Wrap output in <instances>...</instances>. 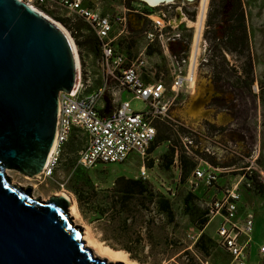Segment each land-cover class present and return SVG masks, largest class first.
<instances>
[{"label": "rangeland", "instance_id": "rangeland-1", "mask_svg": "<svg viewBox=\"0 0 264 264\" xmlns=\"http://www.w3.org/2000/svg\"><path fill=\"white\" fill-rule=\"evenodd\" d=\"M130 1L126 0V5L129 6ZM98 2L105 13L112 14L114 10L119 11L123 0ZM231 3V0H208L197 55L195 47L198 27L192 21L198 22L201 19L202 16H198L204 7L203 0H175L153 8L156 11L161 9L166 15L162 30L154 27L153 17L161 19L157 14H152V19L145 17L143 20L138 17L137 29L131 31L127 43L122 47L129 57H136L144 52L143 56L147 59L148 65H152L157 73L163 72L162 78L167 87L166 99L171 102L172 118L167 120L173 123L174 133L177 134V130L182 135L185 145L193 148V151L188 148L187 153L194 157L197 165L206 171L211 169L215 171V180L210 183H206L205 180L198 181L197 185H191L188 179L182 181L181 169L163 159V155L168 151L169 141H161L150 152V156L145 160L148 174V178L145 179L139 176V168L143 163L135 153L130 154L122 163L98 164L94 168L81 169L75 166V158L78 151L86 145V135L76 131L65 144L60 164L55 169L52 179L43 181L36 176L27 179L25 175L15 170H7L11 181L25 187L31 186L33 196L40 198H49L56 192L66 189L77 199L75 191L83 195L93 190L96 193L95 203H103L106 202V193L113 189L116 177L125 175L140 178L156 192L169 198L176 221V224H166L163 216L153 212H146L147 216L141 218L147 220L148 217H154L155 235L161 239L165 236L170 243H174L163 255L166 260L162 255L149 253L145 222H142V243L145 246L142 256L147 258L148 264H153L151 261L160 262L159 264H231V255L215 241L216 228L220 221L218 216L208 222L203 230L209 239L207 241V245L210 246L209 255H203L194 246L202 233L197 221L201 217L210 218L207 213L211 205L222 198L227 189L237 186L241 194L237 212V219L240 221H243L248 211L253 213L254 218L258 211H264V195L258 193L254 182L248 186L243 175L245 171L256 176L264 185V29H258V22L264 24V0H259L258 7L254 5L255 8L248 9L249 19H253L254 27L253 29L248 27L249 48L243 52L242 49L236 48L237 35L234 34L233 41L229 42L224 33V26L230 23L225 13L231 8ZM253 3V0H249L251 6ZM51 16L66 27L71 21L81 23L79 16L74 13L67 14L66 11H54V15ZM233 23L235 24V21ZM146 30L153 32L156 41L159 40L158 46L147 47L149 52L144 49L148 42ZM79 55L84 75L91 77L93 86H99L103 70L98 51L88 55L79 50ZM183 57L184 59L180 61ZM195 58H197L195 79L205 83L204 92L197 98L195 104L202 105L206 113L200 120L193 122L183 117L180 112V108L190 97L189 85L182 88L174 100L171 85L176 75H188L190 71L193 72ZM249 59L252 62L251 73ZM131 96L132 94L127 91L121 95L123 98ZM114 99L112 94L109 95L108 106L115 104ZM131 106L135 110H142L146 104L141 99L132 98ZM185 137H188V140ZM174 139L176 141L175 137ZM188 191L196 195L188 203L189 212L184 209L183 201ZM77 203L82 218L91 225L96 238L106 245L127 241L125 238L104 240L103 234L109 237L118 234L113 230L116 229L114 228L116 222L109 224L107 219L94 222L98 216L96 210L84 203L81 205L78 199ZM191 213L195 216L192 217ZM136 230L137 224L131 231L132 235H135ZM247 239L250 240L245 248L247 264H264V255L258 253V247L264 241V219L261 213L255 219L250 237L244 235L240 237L242 242H246Z\"/></svg>", "mask_w": 264, "mask_h": 264}, {"label": "water", "instance_id": "water-1", "mask_svg": "<svg viewBox=\"0 0 264 264\" xmlns=\"http://www.w3.org/2000/svg\"><path fill=\"white\" fill-rule=\"evenodd\" d=\"M32 6L0 0V264H114L85 246L69 199L34 197L31 186L13 183L7 173L34 177L43 170L59 94L77 80L71 41Z\"/></svg>", "mask_w": 264, "mask_h": 264}, {"label": "built area", "instance_id": "built-area-1", "mask_svg": "<svg viewBox=\"0 0 264 264\" xmlns=\"http://www.w3.org/2000/svg\"><path fill=\"white\" fill-rule=\"evenodd\" d=\"M23 1L49 15H54V11H66L67 14L74 13L82 18L98 39V54L103 70L101 84L93 86L91 77L84 75L81 66H78L77 87L71 92H60L54 143L43 170L36 177L43 181L53 178L65 144L72 134L81 131L86 135V145L78 151L76 167L84 169L94 168L98 164L122 163L130 154L135 153L143 163L139 168V176L148 178L145 160L150 156L148 148L157 135L155 121L172 118L171 102L166 99L167 87L162 78L163 72L157 73L152 65H148L147 59L143 56L144 52L136 57H129L122 47L127 43L131 31L137 29L138 17L143 20L145 17L150 18L152 13L146 12L155 7L140 0L137 2L131 0L128 6L126 0H123L119 11L114 10L111 14L103 11L98 0ZM153 13H157L162 19L160 23L151 18L154 27L162 30L165 13L161 9L154 10ZM67 28L76 42V31L69 25ZM145 32L148 42L144 49L146 50L149 45L158 46L159 40L156 41L153 32L147 30ZM183 59L184 57L180 61ZM196 62L197 58L193 72L197 69ZM189 74H179L174 78L171 85L174 92L173 100L177 98L182 88L188 86ZM255 88L257 89V85ZM124 91L132 94L131 98L121 97ZM111 94L116 101L110 107L107 98ZM132 98L143 100L146 104L145 109L135 110L131 106ZM185 138L188 140V137ZM172 164L181 169L177 150ZM243 175L246 177V184L251 186L252 175ZM215 178L213 169L206 171L197 165L188 181L191 185H197L198 181L205 180L206 183H210ZM240 200L241 194L237 186H234L227 189L224 196L216 200L207 213L210 217L208 222L214 217L220 218L215 241L231 255V264H247L245 248L250 240L242 242L240 237L242 235L250 237L254 229L252 212H246L243 221L237 219ZM258 253L264 255V241L258 247Z\"/></svg>", "mask_w": 264, "mask_h": 264}, {"label": "trees", "instance_id": "trees-1", "mask_svg": "<svg viewBox=\"0 0 264 264\" xmlns=\"http://www.w3.org/2000/svg\"><path fill=\"white\" fill-rule=\"evenodd\" d=\"M231 1V8L225 13L228 16L227 21H230V23L224 26V33L229 42L233 41L234 34H236V38L238 41V46L236 48L242 49L241 52H243L249 48V34L244 0ZM153 12L154 10H148L146 13L151 14ZM234 21L235 24L233 23ZM237 32H239L240 35ZM90 43L91 50L97 52L98 40L93 37ZM149 51L150 50L147 49V52ZM248 65L249 72L251 73V59H249ZM155 125L157 127V135L153 143H151V145L149 146L148 152H152L161 141H169L170 145L168 151L163 155V159H167L168 163L172 164L175 151L177 150L181 167V180L187 181L197 165V161L194 159V157L187 153L188 148L190 150H192L193 148L190 145V147H186L182 135L179 133V131L176 130L177 134L174 133L173 123L171 121L157 119L155 121ZM174 137L176 138V141ZM243 174L249 176V174L245 171ZM252 179L258 193L264 195V185L259 182L256 176H252ZM75 194L77 195L78 202L81 205L82 203H84L86 206L92 207L96 210L98 216L93 220L94 222H99L101 221V219H107V222L109 224L116 222V225L114 227L116 229L113 230L118 232V234L115 233L114 235H112V237L103 234L102 238L104 240L109 238L127 239V241L122 243H108V246L116 250H123L127 252L130 258L137 260L140 263H147V258H143L142 256V252L145 249V246L142 243L143 235L141 234V231L139 229V226L141 228L142 222H145V232L149 242V253L153 255H155L154 253H156L157 255L163 256L166 251L174 245V243H170V240H168L167 237L164 236V238L161 239L160 237L155 235L154 229L156 228V222L154 217H148L147 220H141V217L143 218V216H141V213L153 212L155 214L163 216L165 218L166 224H176L175 214L169 198L162 193L156 192L146 181L140 178L126 177L125 175L116 177L114 180V187L111 191L106 193V202L103 203H95L94 199L96 197V193L93 190H91L90 192H85L83 193V195L75 191ZM195 197L196 195L192 191H188L184 196V209L187 212H189L188 203ZM191 216L193 217L195 216V214L191 213ZM208 221L209 218L207 217H201L197 221V226L200 230H202V233L198 236L197 240L194 243L195 248L199 249L200 253L205 256H208L210 251V246L207 245V241L209 239L206 237L205 233H203V230L206 227ZM136 224L137 230L134 233L135 235H132L133 233L131 231ZM187 254H189V251L187 252ZM163 258L165 257L163 256ZM151 262L153 264L160 263L155 261Z\"/></svg>", "mask_w": 264, "mask_h": 264}, {"label": "bare ground", "instance_id": "bare-ground-1", "mask_svg": "<svg viewBox=\"0 0 264 264\" xmlns=\"http://www.w3.org/2000/svg\"><path fill=\"white\" fill-rule=\"evenodd\" d=\"M140 1H143L150 6L157 7V6H160L161 4L173 2L175 0H140ZM190 1H192V0H190ZM207 3H208V0H203V6L204 7H203V9L200 10V13L198 16V17L202 16L201 19L198 22L192 21V23L196 24L198 27L197 39H196L197 45H196V47L194 46L197 49L195 55L198 54L199 38H200L201 32H202V26H203V21H204L203 18L205 17V13H206V9H207ZM32 7L36 11H39L41 14L45 15L46 17L51 19L54 23L59 25V27L65 32V34L67 35V37L71 41L73 48L75 50L77 66L80 67L81 62H80L79 50H78V47H77L76 42L74 40V37L71 34V32L69 31V29L65 25H63V23L56 20L51 15L47 14L46 12L42 11L41 9L36 8L34 6H32ZM155 21H158V20H155ZM195 37H196V35H195ZM195 76H196V70H195V72H192L191 75H189L187 77L188 85L191 89V94H190V97H189L188 101L186 102V104H184V106L180 108V110H181L180 112H182L183 117L185 116L189 121H193V122L200 120V118L203 115H205V113H206V110L202 105H196L195 104V101L197 100V98L204 92V85L203 84H205L202 81H196ZM78 83H79V78L76 80L74 87H77ZM25 178L30 179L29 176H25ZM54 195H63L67 199H69V201H70V203H69V214H70L71 218L73 219V222L75 223V225H78L82 228V230H83L82 239L84 240L85 246L89 247L93 251L95 257L106 258L108 260V262H111L114 264H117L119 262H122L125 264H148V263H140L137 260L130 258L127 252H125L123 250L113 249L110 246L104 244L103 241L96 238V236L93 235L91 225L89 223L85 222L81 216L80 210L78 208L77 199L68 190L62 189V190L56 192ZM43 199L46 200L48 198L44 197Z\"/></svg>", "mask_w": 264, "mask_h": 264}, {"label": "crops", "instance_id": "crops-1", "mask_svg": "<svg viewBox=\"0 0 264 264\" xmlns=\"http://www.w3.org/2000/svg\"><path fill=\"white\" fill-rule=\"evenodd\" d=\"M253 1H254L253 6H251L249 4V0H244V6H245V10H246L247 17H248V27L250 29H253L254 22H253V19H249L248 9H250L251 7L255 8L254 5H256L258 7L259 0H253ZM253 8H251V9H253ZM152 14H157V13H152ZM151 15H150V18H151ZM134 17H135V14H134ZM153 18L155 20H158L160 23L162 22V20L160 18H158V17H153ZM79 20H81V23L82 24L81 23H78V22L77 23H71L72 22L71 21L68 25L70 27H72L73 30L76 31V33H75L76 43H77V45L79 47L80 52L83 53V54L90 55V53H92V52L94 53V51L91 50V48H90L91 47L90 41L93 39V37H95L96 39H97V37L94 34V32L90 29V27L88 26V24L82 18L79 17ZM258 29L259 30L264 29V24L262 25L261 24V21L258 22ZM258 212L259 213H256L255 218H254V225H255V219L259 216L260 213H261V217L264 219V211H258ZM141 216L146 217L147 215H146L145 212H143V213H141ZM139 229H140L141 234H142V229L141 228H139Z\"/></svg>", "mask_w": 264, "mask_h": 264}]
</instances>
